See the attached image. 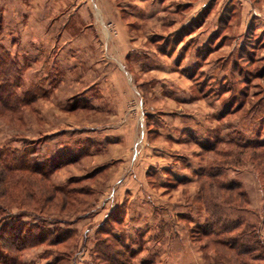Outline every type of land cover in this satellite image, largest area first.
Segmentation results:
<instances>
[{"label": "rangeland", "instance_id": "obj_1", "mask_svg": "<svg viewBox=\"0 0 264 264\" xmlns=\"http://www.w3.org/2000/svg\"><path fill=\"white\" fill-rule=\"evenodd\" d=\"M118 2L136 40L127 80L137 89L126 108L129 119L115 126L119 153L111 142L92 146L94 139L102 140L100 133L87 142L79 141L74 129H64L86 123L80 101L70 95L94 77L84 71L92 57L81 56L69 42L59 47L56 42L55 52L44 45L39 60L48 62L35 65L41 80H33L34 67L9 49H16L17 34L44 31L32 24L36 29H29L31 14L24 10L30 0L25 8L20 1L0 0V38L6 35L0 46L21 70L16 91L35 96L0 118V148L7 157L33 153L38 162L44 155L61 156L66 162L52 172V184L71 181L79 191L49 200L42 187L28 188L32 199L21 189L20 199L11 201V215L0 209V256L23 264H264V160L254 154L258 141L264 142V0ZM103 24L117 33L113 22ZM33 44L21 41L20 53L33 59L40 49ZM75 63H83V73L74 71L80 66L65 72ZM69 100L75 106L71 116L62 111L64 101L71 108ZM92 117L96 128L103 123L97 131L111 129L109 121H99L100 114ZM215 183H236L246 194L237 211L219 223L213 209L208 211L211 202L224 199L225 190ZM238 217L244 223L234 231L209 232ZM19 222L46 239L8 250L1 228ZM231 241L248 253L225 249Z\"/></svg>", "mask_w": 264, "mask_h": 264}, {"label": "crops", "instance_id": "obj_2", "mask_svg": "<svg viewBox=\"0 0 264 264\" xmlns=\"http://www.w3.org/2000/svg\"><path fill=\"white\" fill-rule=\"evenodd\" d=\"M19 1L21 2L19 5L22 6V8H25L26 0H16V3H19ZM24 11L31 14V16L28 17L29 25L32 24L33 26L36 25L42 27L41 30L44 31V34L41 36L31 34L33 31H31L30 35L26 37L23 35L18 36L19 34H17V36L13 38V43L16 45V49L14 52L12 49L9 50L15 55H20L22 59L26 58L30 63L29 69L32 70L34 67L32 70L33 72H35V65H39V63L47 65L48 60H39L40 52L45 47L44 45L49 47L47 51L53 49L55 52L56 42L58 47L60 44L62 45V43L64 45V42H69L68 44L70 47L75 50L78 49L81 56L84 55L88 59L92 57L93 61L87 62L84 71L86 70L85 73H94V77L88 79L86 82H80V91L78 95H70V97H74L73 99H78L80 101V108L85 114L86 123L83 124V122H81V124H71L64 129L71 132H73L74 129L75 133L79 135L78 140H87V142L91 141L90 139H94L92 138V135L96 132L100 133V136L103 135V137L100 138L102 140L94 139V144L92 143V146L102 148L104 144L111 142L116 145L115 150L119 153L117 139L119 129L118 127L115 128V126H119L118 121H124L125 118L129 119V114L126 108L135 97V90L137 89L134 88V83L131 85L130 81L127 80V73H133L129 64L132 61V54L135 52L136 40L130 31L131 22H128L122 14L118 0H30L29 9ZM38 12L41 13V16ZM34 13H38V18H36ZM60 14L62 15L61 17ZM103 22H113L116 26L117 33H110L109 30L103 27ZM23 23L24 22H22V25ZM32 25L29 26V29L31 30L32 28L35 30L36 28ZM25 30H28L27 27ZM3 37L5 40L6 35L4 34V36L0 38V42ZM36 38L38 39V42L37 44H33V41H35ZM73 40H80L86 43L82 46L81 44H76L74 46ZM21 41H30L32 42L33 47L35 46L37 50L40 48L37 52L38 54H35L33 59L30 56L29 58L25 52L20 53V49L22 48L20 47ZM102 47L106 50L105 52ZM85 50L88 51L86 52ZM105 53H107L108 56L110 55V58H107V56L105 57ZM47 58L49 59V55H47ZM70 66H80L78 68L76 67L74 71H83L81 68L83 63H75L74 65L67 64V68L69 69L65 70V72H73ZM36 72L33 75V80L36 79L39 81L41 80V75L40 72H37V74ZM106 77L108 80L103 83L105 86H102V82ZM70 79L74 81L73 78ZM79 80L77 81L78 83ZM44 81L45 80H43V82ZM47 81H49V79ZM43 82H41L42 86L44 85ZM108 100H110V102H108ZM64 103L62 111L67 112L70 115L71 112L75 110L73 104L74 100L68 101V103L71 104L70 106L72 109L66 107L67 101H64ZM95 112L101 116L99 121H109L108 125H111V129H107V132L102 133L97 130L99 128L101 129L100 126L103 125V123L99 124L100 126L98 125L97 128L95 124H90L91 121L94 120V117L92 116H94ZM63 145L65 147L67 144L64 142ZM122 151L124 153H129V145H124ZM48 157L49 155L42 156V161ZM120 168L127 169L124 164L120 166ZM118 177L119 176L115 179H118ZM57 183L61 184L63 182L61 181Z\"/></svg>", "mask_w": 264, "mask_h": 264}, {"label": "trees", "instance_id": "obj_3", "mask_svg": "<svg viewBox=\"0 0 264 264\" xmlns=\"http://www.w3.org/2000/svg\"><path fill=\"white\" fill-rule=\"evenodd\" d=\"M0 49H2L0 51V118H2L7 116V112L12 113L16 111V108L22 105H27L35 96L32 95L31 99L26 98V96H18V92L16 90L19 88V85H21L20 65L18 66L17 60L11 55L9 50H5L2 46H0ZM13 73L16 74L15 80L11 79L13 78ZM261 148H264V142L259 140L258 146H254V154L259 159L264 160V151L260 150L258 152ZM1 149L2 148H0V184H2L3 188L0 189V199H2L3 202L0 201V209H2L7 215H11L12 213V206L10 205L11 201H17V199H20L18 198V194H20L21 189L24 192L26 191L29 193L28 188L36 189L38 187H42L44 194L43 198H48L49 200L51 196L52 199L55 198L57 195L56 193L61 195L62 200H66L70 198L71 194H74V192H79L76 188L70 186L71 181L63 184H52V181L50 180L52 172L66 162L64 161V158L60 159L61 156L59 157V155H55L54 158L52 157L53 159L47 158L38 162L33 153H30L28 157L17 152L18 154L11 153L10 157H7L3 154ZM28 158L30 160H28ZM55 159L59 160L56 161ZM43 162L46 163L41 164ZM49 162L51 164H49ZM215 175L216 174H212L211 176L214 177ZM215 185L219 189L221 188L225 190L224 199L220 203L209 202L210 208L208 207V211H210L209 209H213L210 214H216V217H218L216 219V223H219L223 221V215L226 216L227 213L231 214L237 211L236 206H239L241 203L243 204V202L246 201V194L244 191L239 189V186L236 183H228L226 185L222 183H215ZM46 190H48V194H46ZM34 195L33 191L28 194L31 199L35 197ZM239 219L242 220V218L238 217L237 219H234V221L236 220L235 222L232 224L229 223V226H224L222 230H216L214 228L212 231L211 228L209 232H211V234H220L234 231L235 229L241 227L244 223V220L239 222ZM1 231L8 235L7 238H4V236L1 237L3 246L11 251H20L28 244L33 245L38 241L46 239L43 234L41 235L40 232L37 233L34 227L24 230L22 222H19L17 225L15 223L10 225L8 224L6 226L4 225L2 226ZM209 232H207V234ZM229 245V248L225 247V249L230 251L231 249H237L241 251H237V254H239L238 256L248 253V251L243 249L242 246H237L238 242L231 241ZM219 249L222 251L223 248L220 247ZM13 258L1 255L0 264H23L18 262V258ZM243 261H241V264H246V262Z\"/></svg>", "mask_w": 264, "mask_h": 264}]
</instances>
